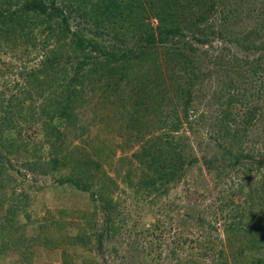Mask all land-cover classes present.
Wrapping results in <instances>:
<instances>
[{
  "label": "rangeland",
  "instance_id": "obj_1",
  "mask_svg": "<svg viewBox=\"0 0 264 264\" xmlns=\"http://www.w3.org/2000/svg\"><path fill=\"white\" fill-rule=\"evenodd\" d=\"M116 1L123 10V0ZM133 1L137 6L154 3L159 9V17L151 12L149 18L144 17L141 22L134 21L136 25L141 23V27L132 26L131 30L127 27L130 21L121 24L123 15L119 14V9L113 16L103 17L98 12L88 10L90 1H87L85 10L70 11V14L65 10V15H69L68 29L61 32L66 35L65 38L51 32L49 26L33 24L23 28L22 24L15 22L12 28L9 27L11 33L5 36L6 40H1L2 112L11 101L14 110L19 111L15 117L20 115V118L17 122L18 134H6L9 141L0 145V169H3L0 175L3 178L10 175L8 187H17L14 193L17 201H21L23 192L27 194L29 203L25 211H30V215L27 219L24 215L19 217L20 222L25 224L24 232L20 233L25 238L23 250L0 253V264H61L62 251L67 248H71L74 264H264V240L251 237V246L249 243L243 244L247 242L246 233L240 232L235 237L236 232L233 230L227 238L229 233L225 234L223 220L219 219L222 214L216 213L214 217L211 213L223 202L226 192H231L235 201L241 198L236 189L241 187L239 181L245 175L244 170L238 165L241 162L233 164L234 161L228 157L222 158L224 150L228 148L234 149L236 153L245 152L251 160L264 159V90L258 91L259 83L264 81V26L261 18L264 0H216L217 11L215 8L210 10L203 2L201 9L192 16L188 9L178 8L176 0ZM176 8L178 12L175 18L166 16L164 11L171 14V10ZM107 10L113 13L109 7ZM199 13L206 16V23L200 25L203 33L195 32L191 21ZM163 26L166 30L180 29L185 33L184 37L172 33L163 35L162 32L166 31ZM148 32L153 33V40H147L149 37L145 33ZM73 33L82 37L85 44L88 41L92 45L97 44L100 50H105L104 56L101 55L103 51L93 50L91 45L84 52L77 48L74 52L76 46L71 42ZM142 35L144 39L141 41L139 37ZM195 37L206 40L199 41ZM175 50L189 57L194 66L192 100L189 109H185L190 116L185 119L184 104L180 103L183 98L175 94L176 82L181 79L174 76L182 67L183 59L175 58ZM107 52L114 54L115 58H109ZM123 52L126 54L124 58ZM85 54L91 55L90 62L95 65L99 60L101 68L90 69L93 64L89 62L78 68L76 62L81 61ZM133 56L138 59L131 61L132 65L127 69L129 72L123 76V63L126 60L130 62ZM49 62L57 68L49 70L48 67L45 70ZM140 66L145 68L144 71L150 69V72L147 71L150 77L154 76L152 68L158 69L159 73L147 80L149 85L144 86L146 91H139V75L134 78L128 75L138 71ZM255 67H258L256 72L253 71ZM37 69L44 73H37ZM157 81L159 85L154 83ZM164 88L166 91L162 90ZM244 91L249 93L248 96L238 100L239 94ZM138 94L142 97L141 101L146 100V110L140 115L145 119L144 130L138 124L127 127V134L134 139L125 142L123 137L126 133H119L124 128L120 126L125 116L124 107L137 102ZM232 95L234 100L229 99ZM163 97L167 101L170 99V102L165 103ZM129 107L130 116L134 117ZM173 108L181 118L177 129L169 121L162 123L157 120L172 112ZM248 111H252L254 116L245 125L246 137L243 139L240 129ZM222 112L228 113L225 118L227 125L222 127L223 135H218V117L223 119ZM233 116L240 124L231 122ZM57 127L66 133V137L62 135L60 138ZM234 127L240 129L229 132ZM117 128L116 134L113 129ZM136 129L139 131H134ZM180 135L188 138L181 140V149L195 156L196 162L186 168L176 183L167 184V192L161 193L159 197L154 194L151 200L137 198L121 182V177L117 178V185L112 186L110 193L116 215L108 227L107 238L101 244L97 241L95 228L85 230L89 214L96 215V202L88 192L67 183H59L69 167H60L43 175L39 174V170L36 173L23 165L27 160H34V148L36 156L53 150L51 143L71 146L75 152L81 150L98 160L96 147H100L103 142L111 146L107 150L108 162L117 164L120 158L125 161L127 157H132L142 143L167 140L174 143ZM17 148L21 152L15 155L14 152L10 153ZM8 149L11 151L8 152ZM131 159L134 160L133 157ZM212 159L214 164L210 163ZM245 162L247 167H252L250 160ZM109 163L105 164L104 170L113 175L108 170ZM252 169L249 170L252 172L251 178L260 181L264 176V164L260 166L259 173ZM243 179V182L249 181L248 178ZM248 189L245 188L243 192ZM4 191L9 197L12 196L10 188L2 189L0 200ZM97 214L99 218L101 213ZM141 215L145 216V222L140 223L138 220ZM43 216L55 218L57 225L49 227L58 226L69 238H75L73 245L67 247L72 241L68 244L60 241L63 231L53 236L51 229L50 239L53 243L48 239L46 244H34L32 240L37 233L36 221L39 222ZM137 220L143 225L142 228L156 220L157 232L154 237L159 232L160 238L155 239L153 235L146 237V233L142 235L140 230L136 231ZM78 235L86 245L77 243ZM181 238H187L189 246L190 242H198L207 248L188 250V246L178 252L180 260L177 261L172 249ZM149 239L159 243L158 250L151 243L152 251H148ZM212 243L217 246L214 250L210 248ZM240 246L243 248L240 249ZM221 248L222 253H219ZM238 250H241L239 254ZM204 252L203 256L201 253Z\"/></svg>",
  "mask_w": 264,
  "mask_h": 264
},
{
  "label": "trees",
  "instance_id": "obj_2",
  "mask_svg": "<svg viewBox=\"0 0 264 264\" xmlns=\"http://www.w3.org/2000/svg\"><path fill=\"white\" fill-rule=\"evenodd\" d=\"M87 1H90L88 5V10L98 12L101 16L106 17V16H113V14H116V12L119 11V14L123 15V21L121 24L127 23L130 21L129 25L127 26L129 29H133L132 26L134 27H141V23H138L139 25H136V22H141L142 18H149L150 13L153 12L154 14L157 15V12L159 11L158 8L154 6V3H149L148 5H134L133 0H123V5L119 7V3H117L116 0H108L109 2H97L94 0H0V43L1 40L4 39L6 40V35L11 33V30L9 27L12 28L13 23L17 22L18 24H22L23 28H27L30 26H33V24H37L38 26H49L51 29V32L56 33L58 37H63L64 33H61L65 29H68V16L65 15V10H68V14L71 12H75L78 10H85L87 5H84ZM116 1V2H114ZM122 2V0H120ZM204 2V5L211 10L215 8L217 11V2L216 0H176L175 3L178 5V8L184 7V9H188V12L192 16L194 12H198L201 7L202 3ZM82 3V4H80ZM174 3V5H176ZM109 10H112L113 13H111ZM207 9V8H206ZM209 10V11H210ZM187 11V10H186ZM166 13V16L171 15V17L175 18L176 14L178 12L177 8L175 10H171V14ZM110 14V15H109ZM173 14V15H172ZM261 18H262V25L264 26V6L261 9ZM80 15V14H79ZM82 16H85L84 14ZM158 16V15H157ZM159 17V16H158ZM161 18V17H160ZM206 16L202 13L195 14L192 23H194V31L195 32H201L203 33L202 28L200 25L205 24ZM187 18H184L186 20ZM226 20V19H225ZM136 21V22H134ZM120 24V25H121ZM60 25L62 27L60 28ZM186 26V25H185ZM161 29V28H160ZM163 29L165 27L163 26ZM261 29V27H259ZM166 30V29H165ZM135 31V29H134ZM136 32V31H135ZM98 33V31H97ZM167 33H172L173 35L178 34L180 37H184V34L180 29L174 28L171 30H166L165 32H162V34H167ZM99 34V33H98ZM149 38L147 40H153L154 35L153 33H145ZM74 38L71 40L72 45L75 44V50L79 49L80 52H84L87 46H90L93 48V50L97 49L100 50L97 44H93L92 42L84 43V40L82 37H79L76 33H73ZM67 38V37H66ZM199 41H205L206 39H201L199 37H195ZM139 39L142 41L144 39L143 35L139 37ZM96 46V47H95ZM28 47H34L33 45H29ZM174 48V47H173ZM103 51L101 52V55L104 56V51L105 50H100ZM139 52H142L141 50ZM59 54V52H58ZM109 54V58H115V55L112 53L107 52ZM54 55V53H53ZM126 56V54L123 52V58ZM175 58H180L183 59V65L180 67L177 71V73L174 75L181 80H178L176 82V87H175V94L178 95L179 97L183 98L180 103L182 102L184 104V110L189 109L190 103L192 100V93H191V88L193 87V78L194 71L193 68L194 66L192 65V62L190 61L189 57H184L183 53L178 52L175 50L174 53ZM178 56V57H176ZM91 55L90 54H85L82 58L81 61L76 62V66L78 68H81V66L85 65L86 63L88 64H93L90 69H95V68H101L100 67V61L93 63L90 62ZM106 58V56H105ZM173 57V60L176 61ZM138 59L137 56H133L130 59V62L126 60L125 63H123V76H126V74L129 72L128 66L132 65V60ZM105 60V59H104ZM61 61V60H60ZM178 61V60H177ZM100 63V64H98ZM175 63V62H174ZM107 64H109L107 62ZM176 64V63H175ZM138 65V64H137ZM45 68L49 67V70H55L57 66L53 65L52 62H49ZM258 67H255L253 69L254 72H256ZM154 76H158V69H154ZM145 68H142L141 66L138 68V71H135V73H129V76H140L139 77V83L141 89L146 91L144 88L149 85V82L147 81L150 78V69L148 68L147 71H144ZM35 73V72H32ZM37 73H44V71H38ZM140 73V74H139ZM134 78V77H133ZM183 78V80H182ZM155 84H158L154 82ZM174 86V83H173ZM259 88L258 91L261 92L264 90V81L259 83ZM6 89V88H5ZM193 89V88H192ZM164 91V89H162ZM255 91V92H258ZM237 94L239 93L237 90L235 91ZM241 93V92H240ZM249 93H244L239 94L240 98L238 100H241L243 97L248 96ZM252 94H254L252 92ZM259 94V93H257ZM237 96V95H235ZM137 102L131 103L129 108L131 109V112H133L134 117L130 116V113L128 111L127 106L125 105L123 115V120L120 122V126L123 125V131H120L119 133L123 134L125 137V142L128 140L133 141L134 137L132 135L127 134V127L131 128L132 126L139 125V128H142L144 130V123L145 119L143 117H140V115L146 110L145 101L142 100V97L138 94L137 95ZM234 98L233 95L229 97ZM165 103H169L165 97H163ZM17 106V105H16ZM144 106V108H143ZM3 108V101L0 100V145H4L5 141H9V139L6 138V134H9L10 132H15L18 134V118H20V115L18 117H15V114L19 113L18 109L14 110L15 107L13 103L10 101V104H8V108L4 109L2 112ZM18 108V106H17ZM176 109L173 108L172 112L173 114L171 115L172 112L166 113V116H161V118H157L159 122L166 123L169 121L170 124H173L172 127L174 129H177V127L180 126L181 124V118L178 116L177 112L175 111ZM163 111V110H162ZM164 112V111H163ZM228 113L227 112H222L223 119L221 117H218V129L217 134L223 135L222 127L223 125H227V122L225 118L227 117ZM190 115L188 112L184 113V119L188 118ZM245 119L242 120V128H237L234 127L232 128L229 132L233 131L236 132L238 129H240L243 134V139L246 137V127L245 125L249 123L252 118H253V112L248 111L245 115ZM233 121V122H232ZM127 126H125V124ZM231 122L234 125H238L240 123L238 122V119L236 116H233L231 118ZM141 124V125H140ZM55 125V124H54ZM56 126V125H55ZM113 126L112 128H114ZM171 127V128H172ZM113 129L114 132L117 134V131L119 130ZM229 128V127H228ZM58 133H60V138L62 135H65L66 133L63 131H59L58 127L56 128ZM229 130V129H228ZM227 130V131H228ZM87 133L88 130H85ZM136 132L139 131V129L134 130ZM185 138L188 139L185 135H180L175 139V142H171L169 140L165 141H154V142H147V143H142L140 149L138 151L133 153V158L132 160L127 157L125 161H123V158H120L121 160L119 163H112L108 162L107 158V150L111 148V146H106V143H101L100 147H96L97 153V158L93 159L89 156L88 153L79 151L78 153L75 152V150L72 149V147L68 145H60L56 143H51L53 146V150H48L47 154H37L36 156V149L34 148L33 152H31L34 156V160L30 159L27 160L23 165L30 169L31 171H35L36 173L41 172L39 174L46 175L47 173L52 172L54 169L57 170L60 167L68 166V170L64 176H61L59 179V183H67L70 184L72 187H75L76 189H79L83 192H88L89 196L92 198L94 202H96V206L98 208H95L97 212L101 213V219L98 218L97 212L95 214H89L87 222L88 226L85 225V230L90 228H95L94 231H97V241L101 244L102 240L104 238H107L109 234V226L113 222L115 215V203H113L110 193L112 191V186H116L117 178L121 179V182L125 184L127 189L130 191L134 192L136 197L139 199H148L151 200L153 198V195L155 194L156 197H159L161 193L167 192L168 187L167 184L171 182L178 181L180 178H182L184 171L186 170L187 167L193 165L194 162H196V157L193 155H190L189 153H186L183 151L181 148H183L182 144V139ZM61 139L60 141H62ZM186 142V141H185ZM26 146V145H25ZM122 146V145H120ZM127 146V145H124ZM185 146V143H184ZM24 148V147H23ZM233 148V147H232ZM13 149L8 152L13 153L14 155L21 152V150ZM58 149V150H57ZM27 151L29 149H26ZM25 150V151H26ZM74 155V157H73ZM228 157V158H227ZM1 158V155H0ZM222 158H227L233 160L234 163H239L241 169H243V173L245 175H242L243 178H248V182L243 180L245 179H240V185L236 191L238 192L239 200L234 199L233 195L231 192H226L227 195L223 196V202L219 204L216 208L211 210V213L216 217L217 214H222L221 218L223 220V226L225 230V234L229 235L226 236L227 238L230 237L231 233L230 231L233 230L235 233V237L238 236L240 232H244L246 234L245 237L247 238V242L243 244L249 243V245L252 243V238H255L256 240H264V176L262 175V179L258 181L259 179L252 177V172L249 171L253 167V169H256L257 173H259L260 166L263 165L264 159L259 160V158L256 159H249V157L246 155L245 152L241 153H236V151L229 150L226 148L224 150V154H222ZM239 160V161H238ZM251 161V166L252 167H247V163L245 161ZM229 161V160H227ZM238 161V162H237ZM124 162V164H123ZM106 163H109L108 165V170H110L113 175H110L109 173H106V169L104 170V166ZM214 164V160L212 159L211 162ZM229 165V163H228ZM1 166V165H0ZM186 166V167H185ZM211 167V166H210ZM256 167V168H255ZM252 169V170H253ZM49 170V172H48ZM1 171L3 172V169H0V174ZM238 174H240V171H238ZM241 175V174H240ZM1 176V175H0ZM249 176V177H248ZM11 181L10 175H6L5 178L2 176L0 177V190L4 189L6 190L7 188L11 189L10 195L12 194L11 197L7 195L6 191H4V194L2 195V199L0 200V211L3 212L2 215H0V253H9L11 251H15L16 253L18 251L23 250L24 246V237L20 233L24 232L25 224L23 225L22 222H20L19 217L21 215H24L26 219L30 215V211H25L28 206V198L26 193H22L21 195V201H17L16 197L14 195L16 188H11L8 187V182ZM173 183V184H175ZM248 189V191L243 192L244 189ZM229 189V188H228ZM222 192H225L224 190ZM14 195V197H13ZM23 205V206H22ZM25 208V209H24ZM25 211V212H24ZM228 215V216H227ZM125 214L123 213V218ZM4 217V218H3ZM101 221V223L99 222ZM138 220L141 222H145L146 218L145 216H140ZM138 220L135 222L138 226L137 230H140L143 233H146V237L149 235H154L157 232V222L156 220H152L151 223H148L147 227L142 228L141 225L138 223ZM37 223V233L36 235H33L32 241H34V244H46L48 243V239H50V229L51 225H57L56 219L53 217H45L43 216L41 220L36 221ZM135 223L132 225L135 227ZM143 226V225H142ZM55 229V230H54ZM53 231L52 235L56 236V234L59 231H63L62 229H59V227H54L51 229ZM150 231V234L148 233ZM238 232V233H237ZM85 235V233L83 234ZM19 236V237H17ZM77 243L86 245L83 242V239L80 235L77 236ZM16 238V239H15ZM145 238V237H143ZM155 239L160 238V234H158L154 237ZM52 243L54 242L52 239H50ZM252 240V241H251ZM60 241H64V244H68L72 241V244L70 243L67 247L73 245V242L75 241V238H69L68 234L65 233L64 231L62 232V238ZM193 241V240H192ZM149 247H147L149 252L151 253L152 247L151 243H153V247L158 250L159 248V243H155L152 241V239L147 240ZM33 243V242H32ZM191 245L189 244V241L187 238H181L180 240L176 241V244L174 245L172 249V254L174 255V258L179 261L180 257L178 256V252L180 253L181 250H184V248H187L188 250L190 248L194 249H206L207 247L203 245H200L198 242H190ZM254 243V242H253ZM244 246V245H243ZM243 246H240L239 248H243ZM251 246V245H250ZM212 250L217 248V246L212 243L211 247ZM87 249V247H85ZM69 251V252H68ZM71 248L70 249H65L62 251L63 256L61 258V264H74V261L71 257ZM219 253H222V248L218 250ZM241 250H238L237 253L239 254ZM203 256L205 254L201 253ZM191 262L193 259L190 260ZM236 261V260H235ZM234 261V262H235ZM195 263V261H193ZM257 264V262H256ZM258 264H262L261 262Z\"/></svg>",
  "mask_w": 264,
  "mask_h": 264
}]
</instances>
